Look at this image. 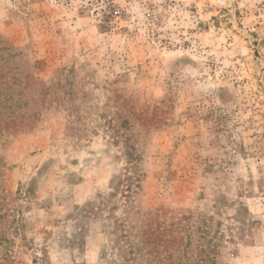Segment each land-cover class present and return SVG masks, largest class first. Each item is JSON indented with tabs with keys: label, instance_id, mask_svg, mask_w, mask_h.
<instances>
[{
	"label": "rangeland",
	"instance_id": "374dc122",
	"mask_svg": "<svg viewBox=\"0 0 264 264\" xmlns=\"http://www.w3.org/2000/svg\"><path fill=\"white\" fill-rule=\"evenodd\" d=\"M0 264H264V0H0Z\"/></svg>",
	"mask_w": 264,
	"mask_h": 264
}]
</instances>
